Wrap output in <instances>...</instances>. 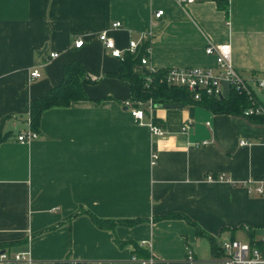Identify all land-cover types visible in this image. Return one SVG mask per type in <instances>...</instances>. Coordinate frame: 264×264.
Returning a JSON list of instances; mask_svg holds the SVG:
<instances>
[{"label":"crops","instance_id":"obj_1","mask_svg":"<svg viewBox=\"0 0 264 264\" xmlns=\"http://www.w3.org/2000/svg\"><path fill=\"white\" fill-rule=\"evenodd\" d=\"M114 21L121 27L111 28ZM102 31L123 53L144 37L148 60L132 66L143 75L216 70L205 47L229 43L233 65L264 104L253 82L264 79V0H0V134L12 132L0 143V253L26 252L33 264H221L196 226L152 218L182 213L218 246L257 238L264 204L246 186L264 183V123L189 102L154 107L165 130L154 135L148 118L136 121L126 106L130 86L111 75L121 58L103 46ZM72 61L91 80L82 86L86 98L44 110L38 137L17 141L31 130L30 101L58 85ZM33 68L39 78H30ZM230 91L222 83L221 97ZM91 214L143 221L101 228Z\"/></svg>","mask_w":264,"mask_h":264},{"label":"built area","instance_id":"obj_2","mask_svg":"<svg viewBox=\"0 0 264 264\" xmlns=\"http://www.w3.org/2000/svg\"><path fill=\"white\" fill-rule=\"evenodd\" d=\"M194 0H182V2H193ZM162 10L155 12L156 17H160ZM121 22L114 21L111 28H120ZM99 40L103 46L110 50L113 57L121 58L123 52L116 47L114 40L108 35L107 31H102L98 35ZM142 36L140 41H143ZM84 40L78 39L74 42L75 47L82 46ZM140 42L130 40L127 46V51L136 53ZM148 47L146 51L148 52ZM205 53L212 55L216 61V70L211 67H168L164 76V81L169 85L185 87L188 89L194 100H199L201 94L204 93L209 97H221V85L227 83L230 89H235L247 95L252 93L247 81L240 75L238 70L232 63L231 46L229 43H208L205 47ZM57 53H52L50 57H56ZM148 57L146 55L141 57V63H146ZM152 70L151 72H153ZM41 75L39 69L33 68L30 71V78L36 79ZM151 82V78H147V83ZM258 89L264 91V79L258 78L253 81ZM150 99L145 103L138 102L137 106L132 105L129 100L126 106L130 108L131 114L138 122H143L148 118V125L152 133L156 136H164L165 130L160 124H156L152 120L151 111L155 107ZM242 115L247 117L250 115H263L264 107L260 104L251 105L242 111ZM191 127V122L184 123L181 127L183 133H187ZM38 137V133L33 130L20 132L16 136L19 142H28ZM242 143V141H240ZM152 163H154L156 154L151 155ZM208 180L213 179L211 175H207ZM248 191L263 200L264 204V183H254L246 186ZM247 229V228H245ZM248 231V229H247ZM222 254L218 256L221 264H264V214L260 233L257 238L250 241H241L238 239H226L220 243ZM187 260L194 262L193 253L190 249L187 250ZM156 260L153 258L140 260L142 264H153ZM0 264H33V260L26 252L8 254L6 252L0 253Z\"/></svg>","mask_w":264,"mask_h":264},{"label":"trees","instance_id":"obj_3","mask_svg":"<svg viewBox=\"0 0 264 264\" xmlns=\"http://www.w3.org/2000/svg\"><path fill=\"white\" fill-rule=\"evenodd\" d=\"M148 42L142 41V45L138 47L136 53L125 52L121 57V66L117 73L111 75L127 80L130 86V101L132 105L137 106L138 102L142 104L149 99L156 105L164 103L186 104L189 102L200 103L213 111L214 113L231 114L243 116L242 111L255 104H261L257 101L253 93L247 95L235 89H231L228 97H209L202 93L199 100H194L191 92L185 87L169 85L164 81L166 68L156 69L149 74H137L132 70V66L146 52ZM151 78V82L147 83V78ZM91 81L87 76L83 65L79 62L72 61L65 65L63 78L60 83L37 98L32 99L29 104V126L30 129L38 132L40 116L42 112L54 106H68L72 101L82 100L86 98L83 90V83ZM264 107V104H261ZM245 117V116H243ZM251 123H264L263 115H250L245 117ZM153 122L159 124L158 119L152 118ZM12 132L0 134V143L7 139ZM164 218H182L196 226V231L199 235L210 240L212 251L216 256H220L222 251L220 247L213 243V237L203 231L198 225L191 221L186 215L178 212H170L161 216L153 217L152 220H160ZM93 222L101 228H112L116 224L133 225L143 221L135 220H120L114 222L109 219H100L91 214ZM21 242V241H20ZM118 244L122 242L116 239ZM84 264V263H83ZM153 264H166L165 262L156 260Z\"/></svg>","mask_w":264,"mask_h":264},{"label":"water","instance_id":"obj_4","mask_svg":"<svg viewBox=\"0 0 264 264\" xmlns=\"http://www.w3.org/2000/svg\"><path fill=\"white\" fill-rule=\"evenodd\" d=\"M155 107H164V108H179L182 107V104H177V103H164V104H158L155 105Z\"/></svg>","mask_w":264,"mask_h":264}]
</instances>
